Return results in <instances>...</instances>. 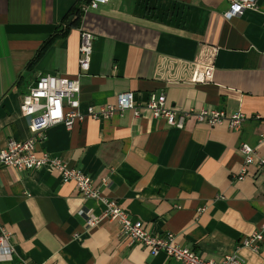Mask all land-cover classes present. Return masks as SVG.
Masks as SVG:
<instances>
[{"label":"crops","instance_id":"1","mask_svg":"<svg viewBox=\"0 0 264 264\" xmlns=\"http://www.w3.org/2000/svg\"><path fill=\"white\" fill-rule=\"evenodd\" d=\"M77 1L0 0V151L31 137L20 108L42 75L79 76L83 29L95 39L90 70L79 78L80 113L133 93L139 107L164 95L167 108L246 119L235 131L194 119L178 129L146 111L87 116L71 130L47 129L36 153L83 172L152 236L173 234L178 246L207 259L238 251L245 264H264V243L259 252L239 245L264 225V174L256 164L264 155V0L232 19L224 16L226 0H112L66 30ZM209 63L212 78L193 83L195 66ZM242 145L256 156L239 179ZM104 211L50 167H0V225L13 248L0 249V264H180L130 246L115 221L87 226L88 213Z\"/></svg>","mask_w":264,"mask_h":264},{"label":"built area","instance_id":"2","mask_svg":"<svg viewBox=\"0 0 264 264\" xmlns=\"http://www.w3.org/2000/svg\"><path fill=\"white\" fill-rule=\"evenodd\" d=\"M112 0H90L82 7L83 15L91 10H96L100 5H106ZM229 10L224 13L227 19L242 15L247 10H257L258 0H226ZM94 35L80 29L79 48V76L76 78H65L55 75H42L30 92L24 96L21 103V114L28 120L31 137L23 142L10 140L5 149L0 151V167L12 168L16 171H36L43 167L54 169L61 177L62 182H73L81 197L86 200L101 201L105 211L101 217H95L91 213L87 215V226L102 220L115 221L120 225L121 236L126 239L130 246L141 245L145 247L152 256L165 253L168 258L177 260L180 264H245L244 259L235 251L219 261L204 258L194 251L177 245L173 234H167L165 238L150 235L143 223L139 220L133 221L114 201L103 199L96 189L93 188L91 180L83 172L69 167L68 163L59 157L47 153L38 155L37 145L45 138V131L52 126L63 124L68 130L82 122L84 117L93 119L110 118L115 113L132 111L136 117H140L144 111L152 118L164 120L169 126L183 129L185 123L194 119L199 124L210 127L226 123L231 130L238 131L246 117L242 114L226 115L222 111L210 108L192 109L179 111L167 108L165 96H152L149 102L139 107L135 105L133 93L120 94L115 105H106L95 110L89 108L86 114L79 111L80 82L79 78L90 70ZM214 66L212 63L196 65L192 74V82H204L212 78ZM259 118V117H257ZM260 143L264 144V134ZM244 155V163L239 179H242L248 167L255 163L256 151L247 145L240 148ZM259 174H264V155L257 159ZM11 233L0 225V249H5L13 254L10 245ZM264 243V225H262L250 237L241 240V247L249 248L259 252ZM20 264H30L21 262Z\"/></svg>","mask_w":264,"mask_h":264},{"label":"trees","instance_id":"3","mask_svg":"<svg viewBox=\"0 0 264 264\" xmlns=\"http://www.w3.org/2000/svg\"><path fill=\"white\" fill-rule=\"evenodd\" d=\"M90 0H78L72 9L69 11V13L66 15V18L64 19L66 30H70L71 28H77L80 26V23L83 18V12L82 7L85 6L87 3H89ZM63 28V29H64Z\"/></svg>","mask_w":264,"mask_h":264}]
</instances>
